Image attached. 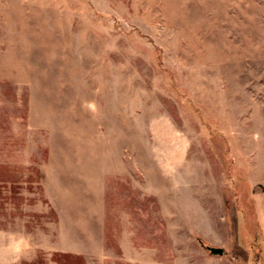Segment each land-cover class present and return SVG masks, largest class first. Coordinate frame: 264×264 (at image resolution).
Returning <instances> with one entry per match:
<instances>
[{
	"label": "rangeland",
	"instance_id": "obj_1",
	"mask_svg": "<svg viewBox=\"0 0 264 264\" xmlns=\"http://www.w3.org/2000/svg\"><path fill=\"white\" fill-rule=\"evenodd\" d=\"M0 231L7 264H264V0H0Z\"/></svg>",
	"mask_w": 264,
	"mask_h": 264
},
{
	"label": "clouds",
	"instance_id": "obj_2",
	"mask_svg": "<svg viewBox=\"0 0 264 264\" xmlns=\"http://www.w3.org/2000/svg\"><path fill=\"white\" fill-rule=\"evenodd\" d=\"M5 237L7 238V242L3 244V250L7 255L15 257L32 246V237L29 234L0 231V240H3ZM0 264H7V256Z\"/></svg>",
	"mask_w": 264,
	"mask_h": 264
},
{
	"label": "water",
	"instance_id": "obj_3",
	"mask_svg": "<svg viewBox=\"0 0 264 264\" xmlns=\"http://www.w3.org/2000/svg\"><path fill=\"white\" fill-rule=\"evenodd\" d=\"M208 249L213 254H222L223 253V249L221 247L208 246Z\"/></svg>",
	"mask_w": 264,
	"mask_h": 264
}]
</instances>
